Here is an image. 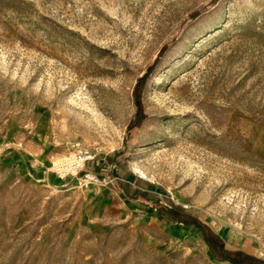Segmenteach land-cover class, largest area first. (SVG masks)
Instances as JSON below:
<instances>
[{"label":"rangeland","instance_id":"1","mask_svg":"<svg viewBox=\"0 0 264 264\" xmlns=\"http://www.w3.org/2000/svg\"><path fill=\"white\" fill-rule=\"evenodd\" d=\"M171 202L264 260V0H0V264H233Z\"/></svg>","mask_w":264,"mask_h":264},{"label":"trees","instance_id":"2","mask_svg":"<svg viewBox=\"0 0 264 264\" xmlns=\"http://www.w3.org/2000/svg\"><path fill=\"white\" fill-rule=\"evenodd\" d=\"M144 75L139 79L135 88V97L138 105L137 116L131 122L130 127L138 125L144 118L143 104L140 96L141 87L146 79ZM136 196V195H134ZM155 211L162 219H171L184 224H193L200 228L210 249L220 261H229L233 264H264V260L249 254L243 250H228L225 247L223 238L215 232L208 224L201 221L198 217L192 215L186 208L174 202L169 204H159Z\"/></svg>","mask_w":264,"mask_h":264},{"label":"built area","instance_id":"3","mask_svg":"<svg viewBox=\"0 0 264 264\" xmlns=\"http://www.w3.org/2000/svg\"><path fill=\"white\" fill-rule=\"evenodd\" d=\"M88 150L84 149L80 144L77 145L76 153L74 154L71 162V166L75 167V171H77L79 166L84 165L86 160L88 159ZM94 176H91L93 178ZM96 178V177H95Z\"/></svg>","mask_w":264,"mask_h":264}]
</instances>
